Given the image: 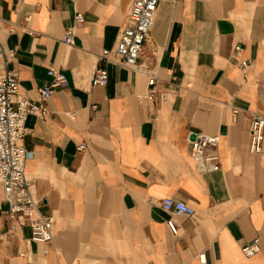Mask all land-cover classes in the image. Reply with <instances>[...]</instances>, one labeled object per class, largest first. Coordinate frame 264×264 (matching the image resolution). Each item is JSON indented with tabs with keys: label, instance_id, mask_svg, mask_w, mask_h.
Segmentation results:
<instances>
[{
	"label": "crops",
	"instance_id": "crops-1",
	"mask_svg": "<svg viewBox=\"0 0 264 264\" xmlns=\"http://www.w3.org/2000/svg\"><path fill=\"white\" fill-rule=\"evenodd\" d=\"M132 2L0 0V74L18 75L15 101H39L51 68L68 80L47 116L27 118L23 141L53 241L45 254L28 225L9 232L0 185V264H264V144L249 151L250 114H264V0H160L139 71L99 62ZM76 13L84 23L67 45ZM100 66L108 83L93 86ZM192 132L219 136L218 170H200ZM166 197L195 215L166 212Z\"/></svg>",
	"mask_w": 264,
	"mask_h": 264
},
{
	"label": "built area",
	"instance_id": "built-area-1",
	"mask_svg": "<svg viewBox=\"0 0 264 264\" xmlns=\"http://www.w3.org/2000/svg\"><path fill=\"white\" fill-rule=\"evenodd\" d=\"M159 2L160 0H133L115 47L104 49L99 62H112L128 69L141 70L138 60L153 26ZM83 23L84 15L76 13L73 24L64 36V42L67 45L72 44L78 26ZM241 52V45H236L232 51V58L239 68L245 71L250 66V62L241 58ZM47 75L50 80L39 88V101L25 98L15 101L19 90L18 75L14 71L0 74V185L3 187L4 200L8 204L6 213L13 220L9 232L13 233L19 225H28L31 229L30 240L46 246L43 250L45 254L48 253L47 246L53 241V221L40 212L37 200L30 191L26 176V161L30 152L24 147L23 141L28 131L27 118L30 115L47 116L48 110L45 103L51 97L53 89L65 87L68 84L65 74L58 70L51 68ZM108 79L107 70L100 66L94 71L91 84L105 86ZM154 81V77H150L149 84L152 85ZM249 136L250 153L262 154L264 114H250ZM190 138L191 154L200 170L206 172L218 170L220 166L219 136L192 132ZM84 148V144L78 145V150ZM161 206L163 210L173 214L195 215L194 208L172 197L163 198ZM167 226L173 236H178L179 225L173 218L167 220ZM259 251V238L242 247V253L246 257H251Z\"/></svg>",
	"mask_w": 264,
	"mask_h": 264
}]
</instances>
